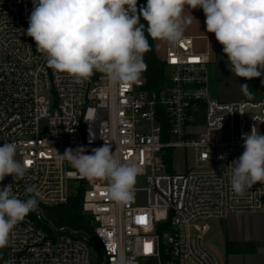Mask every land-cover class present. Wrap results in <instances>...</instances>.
Listing matches in <instances>:
<instances>
[{
	"label": "built area",
	"instance_id": "obj_1",
	"mask_svg": "<svg viewBox=\"0 0 264 264\" xmlns=\"http://www.w3.org/2000/svg\"><path fill=\"white\" fill-rule=\"evenodd\" d=\"M32 10L33 0H0V146L15 142L27 169L15 181L6 176L0 188L12 184L21 200L38 201L0 248V264H164V256L169 264H220L207 246V222L264 213V183L243 196L230 184L242 135L253 127L264 135V74L253 78L263 87L259 101L220 102L209 93V51L195 50V39L184 36L174 45L163 41L157 92L146 88L147 68L127 89H111L98 72L77 84L49 67L27 36ZM105 144L141 169L127 202L111 200L108 181L89 180L67 161L56 164L66 149L91 154ZM175 149L189 155L183 173L173 172ZM69 182L82 191L92 242L45 220V209L72 196ZM29 186L34 193H25ZM140 193L144 205L137 204Z\"/></svg>",
	"mask_w": 264,
	"mask_h": 264
},
{
	"label": "clouds",
	"instance_id": "obj_2",
	"mask_svg": "<svg viewBox=\"0 0 264 264\" xmlns=\"http://www.w3.org/2000/svg\"><path fill=\"white\" fill-rule=\"evenodd\" d=\"M186 6L191 12L203 10L206 31L223 46L232 73L246 80L264 74V0H147L139 11L137 0H33L26 34L46 54L48 66L67 73L75 83L82 84L98 72L111 89H127L147 68L144 54L150 45L145 25L152 38L177 44L194 18L184 15ZM241 88L248 93L247 84ZM242 139L244 151L233 161L230 177L237 196L257 182L264 183V135L253 127ZM17 147L15 142L0 146V181L25 176V164L16 159ZM65 161L89 180L108 181L111 200L124 203L133 198L141 169L121 162L109 144L91 154L84 148L66 149L58 153L56 164ZM34 192L32 186L25 189L26 194ZM37 207L35 195L21 200L12 184L0 188V248L7 246L16 225Z\"/></svg>",
	"mask_w": 264,
	"mask_h": 264
},
{
	"label": "rangeland",
	"instance_id": "obj_3",
	"mask_svg": "<svg viewBox=\"0 0 264 264\" xmlns=\"http://www.w3.org/2000/svg\"><path fill=\"white\" fill-rule=\"evenodd\" d=\"M203 17V10L197 9ZM196 12V10H195ZM198 14V12H196ZM194 12L184 13L186 17ZM196 35L207 36L206 41H199L202 52L208 50L211 56V64L208 66L209 93L212 98L220 102L235 101H259L263 94L262 84L255 80L239 78L231 72V65L222 51V45L211 38L213 33H208L204 19L191 20L185 27ZM157 59L163 58L164 42L154 39ZM241 84L248 85V93H245ZM203 129H199L202 132ZM186 151L175 149L173 151L172 169L174 173H183L191 161L187 158ZM78 185L75 182L68 183L69 195H76ZM146 197L140 193L137 198L138 205H144ZM210 231L206 236L207 246L218 259L220 264H264V213L230 215L225 220H209ZM226 241L237 242L240 246L238 253L228 254L225 249Z\"/></svg>",
	"mask_w": 264,
	"mask_h": 264
},
{
	"label": "trees",
	"instance_id": "obj_4",
	"mask_svg": "<svg viewBox=\"0 0 264 264\" xmlns=\"http://www.w3.org/2000/svg\"><path fill=\"white\" fill-rule=\"evenodd\" d=\"M146 4L147 0H140V7L146 6ZM141 23H144L142 18ZM144 32L150 45V50L144 54V61L148 69L146 88L149 91L157 92L163 84V64L156 57L154 38L147 32V25H145ZM167 161L169 162V157ZM81 202L82 191L79 190L76 195L69 197L64 205L45 209L44 217L53 227L74 233L77 236H83L92 242L93 226L90 218L83 214ZM225 249L228 254H233L240 251V246L237 242L226 241ZM163 262L164 264H169L168 257L164 256Z\"/></svg>",
	"mask_w": 264,
	"mask_h": 264
},
{
	"label": "crops",
	"instance_id": "obj_5",
	"mask_svg": "<svg viewBox=\"0 0 264 264\" xmlns=\"http://www.w3.org/2000/svg\"><path fill=\"white\" fill-rule=\"evenodd\" d=\"M195 10H196V12H198V14L195 12ZM192 12H194V14L192 15L194 18H192V20H198V21H201V20H203L204 19V23H205V19H206V17H205V14H204V12H203V17L201 16V19H200V13H201V11L199 12V10H197V9H193L192 10ZM184 13H191V11H185ZM191 16V15H190ZM205 28H206V25H205ZM184 36H188V37H192V38H194L195 40H194V48H195V50H197V51H200L201 52V50H202V46L201 45H199L198 43H199V41H206L205 39H203L204 37H207V36H205V35H196L195 34V32H193V31H189V30H187L186 28H185V32H184ZM214 33H213V35H212V39L214 40ZM210 58H211V56H210ZM211 60V59H210ZM211 64V63H210Z\"/></svg>",
	"mask_w": 264,
	"mask_h": 264
},
{
	"label": "snow or ice",
	"instance_id": "obj_6",
	"mask_svg": "<svg viewBox=\"0 0 264 264\" xmlns=\"http://www.w3.org/2000/svg\"><path fill=\"white\" fill-rule=\"evenodd\" d=\"M27 163H28V164H31V161H28ZM150 247H151L150 245H146V246H145V250H146V251H149V250H150Z\"/></svg>",
	"mask_w": 264,
	"mask_h": 264
}]
</instances>
